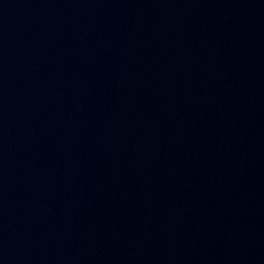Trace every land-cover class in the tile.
Returning <instances> with one entry per match:
<instances>
[{"label":"water","instance_id":"obj_1","mask_svg":"<svg viewBox=\"0 0 264 264\" xmlns=\"http://www.w3.org/2000/svg\"><path fill=\"white\" fill-rule=\"evenodd\" d=\"M228 264H264V166Z\"/></svg>","mask_w":264,"mask_h":264}]
</instances>
